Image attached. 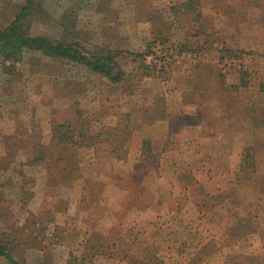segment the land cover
I'll use <instances>...</instances> for the list:
<instances>
[{
    "label": "rangeland",
    "instance_id": "obj_1",
    "mask_svg": "<svg viewBox=\"0 0 264 264\" xmlns=\"http://www.w3.org/2000/svg\"><path fill=\"white\" fill-rule=\"evenodd\" d=\"M25 1L0 0V27ZM23 26L121 52V78L0 55V241L15 260L264 264V0H32Z\"/></svg>",
    "mask_w": 264,
    "mask_h": 264
},
{
    "label": "trees",
    "instance_id": "obj_2",
    "mask_svg": "<svg viewBox=\"0 0 264 264\" xmlns=\"http://www.w3.org/2000/svg\"><path fill=\"white\" fill-rule=\"evenodd\" d=\"M32 0H26L19 12L7 25L0 27V55L5 59L20 56L23 49L41 50L51 56L72 58L85 62L91 69L109 77L111 80L121 78L116 62L121 52L101 48L98 51L85 53L76 44H67L51 40L45 36H32L23 26V20L30 12ZM148 142H143L146 145ZM0 256L10 264H20L13 258L5 243L0 241Z\"/></svg>",
    "mask_w": 264,
    "mask_h": 264
},
{
    "label": "crops",
    "instance_id": "obj_3",
    "mask_svg": "<svg viewBox=\"0 0 264 264\" xmlns=\"http://www.w3.org/2000/svg\"><path fill=\"white\" fill-rule=\"evenodd\" d=\"M234 134H235V131L231 130L229 132V136L234 135ZM213 135L218 137V138H220L222 135H226V133L225 132L224 133L218 132V130L216 129V131H215V133ZM211 136H212V134H207L206 136H202L201 139H206V138L209 139V138H211ZM183 139H184L185 142L187 141V137L186 136H184ZM219 144H221L220 140H219ZM161 163H162V161H161Z\"/></svg>",
    "mask_w": 264,
    "mask_h": 264
}]
</instances>
